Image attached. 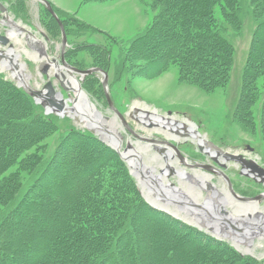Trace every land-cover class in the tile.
Masks as SVG:
<instances>
[{"label": "rangeland", "instance_id": "1", "mask_svg": "<svg viewBox=\"0 0 264 264\" xmlns=\"http://www.w3.org/2000/svg\"><path fill=\"white\" fill-rule=\"evenodd\" d=\"M0 1L6 2L10 22L35 36L15 32L20 43L11 39L10 45L16 51L13 59L19 68L25 66L17 74L27 76L30 87L42 90L52 81L71 108L75 91L62 87L56 77L59 71L53 72V66L48 74L43 73L47 65L56 60L64 72V58L67 65L80 71L101 68L108 74L106 89L102 73L84 77L75 74L80 90L107 118L106 123L92 121V129L66 111L60 115L43 108L14 76L13 64L2 66L0 62V82L4 83L0 85V170L9 152L14 156L0 172V190L30 187L26 197L10 200L12 207L26 203L21 209H25L26 217L17 224L14 234L0 235V250L13 264H46L37 262V258L47 254L50 242H54V255H59L54 264H99V258L111 252L117 254L114 257L119 264L121 259L123 264H264V243L254 252L243 254L228 240L150 205L142 196L139 179L99 130L101 124L108 128L109 122L118 117L110 109L107 90L128 126L115 137L124 149L146 135H155L150 137L149 145L166 139L164 134L154 132L151 123L144 128L146 132L138 127L132 117L138 109L151 116L156 113L188 121L212 148L242 155L264 169V72L256 73L259 77L253 83L255 88L245 95V116L239 112L253 23L243 34L229 32L236 35L231 41L235 62L229 80L225 82L220 73L190 79L180 67V56L166 59L170 48L159 50L161 34L151 40L152 30L163 32L166 28L163 0H48L66 31L65 49L57 21L40 1ZM3 15L0 33H13ZM1 50L8 52V48ZM45 54V62L36 61V56L42 60ZM32 119L41 128L35 127ZM117 121L123 124L120 118ZM171 135L164 143L176 147L184 160L224 172L234 195L258 202L264 213L262 178L247 175L236 161L224 162L222 158L219 163L191 137ZM96 159L99 169L95 167ZM184 167L189 172L190 167ZM13 178L16 186H7ZM75 218L77 225L70 227ZM28 243L34 245L31 254L36 255L35 260L16 254L19 249L26 250Z\"/></svg>", "mask_w": 264, "mask_h": 264}, {"label": "bare ground", "instance_id": "2", "mask_svg": "<svg viewBox=\"0 0 264 264\" xmlns=\"http://www.w3.org/2000/svg\"><path fill=\"white\" fill-rule=\"evenodd\" d=\"M15 32L14 30L13 33H10L11 38L16 43H20L19 35ZM7 48L10 53L16 52L12 48L10 49V46ZM42 56L45 57L44 55ZM47 59L45 57L40 60L36 56V61L39 63H43ZM3 65L5 66V64ZM24 67V64H21L20 70L24 69ZM62 69L63 67L60 68L59 65L52 67L53 72H58ZM64 75L66 76L65 81L63 80L64 84L70 90H74L76 94V98L71 99L73 107L70 108L66 103V113L73 115V117L77 116L81 122L92 129H94L92 126V121L94 120L97 124H100V122L106 123L105 119L97 112L95 106L90 103L80 90L78 79L75 76L71 77L67 71H64ZM14 76L21 79L17 72L14 73ZM25 77L28 78L23 76L24 79ZM25 80L28 84L27 79ZM58 98L62 99L63 97L59 96ZM132 117L139 123L138 127L143 129L144 132H146L144 124L149 125L151 123L152 129H155L154 132L157 131L164 134L166 139L162 140L163 144L166 142L165 140L172 138V133L180 136L184 134V136L187 135L186 137H191L202 149L207 151L206 154L209 157L217 159L219 163L222 158L224 162L231 160L230 155L239 156L222 153L212 148V145L209 146L210 144L207 143L206 139L200 136L195 126L188 123V121L184 122L170 117L164 118L156 113L153 116H147L146 113L144 114L138 109L133 112ZM114 118L109 122L108 128L105 127V131H100L102 132V138L108 144L118 147L121 144L115 137L120 135V129L125 126L123 124L122 126L117 121L118 117L115 116ZM155 126H157V129ZM152 136L155 135L143 136L139 142L132 143V149L127 154L123 151V147L120 148L132 173L139 179L143 198L154 207L166 210L168 213L180 217L190 224L205 228L222 240H228L243 254L252 253L257 247H261V243H264V213L260 212L262 208H260L259 203H250L241 197H237L236 194L234 195V192L230 191L229 180L227 181L224 172H220L208 165L196 164L193 166L187 160L179 158L176 151L170 146L157 144L161 147L158 151H163V153L158 152L160 155H156L153 152L155 150L151 148L154 146V142L149 145L151 142L150 137ZM240 156L242 157V155ZM178 158L181 160L180 162ZM139 160L144 162V167L138 165V162L140 163ZM184 165L190 167L189 172ZM247 172L248 170L245 171V173ZM217 175L219 176L217 177ZM254 176L258 177L257 175H252L253 178ZM170 178L171 180H169ZM172 179L178 185H173ZM215 179H217L218 185L214 183ZM174 202L183 203L184 207L175 205Z\"/></svg>", "mask_w": 264, "mask_h": 264}, {"label": "trees", "instance_id": "3", "mask_svg": "<svg viewBox=\"0 0 264 264\" xmlns=\"http://www.w3.org/2000/svg\"><path fill=\"white\" fill-rule=\"evenodd\" d=\"M163 6L165 8L164 17L162 16L163 23L167 29L164 28L166 30H162L163 32L152 30L150 34L152 36L151 40L156 34L157 36L161 34L163 39H160L158 43L159 50L162 47L164 49L170 48L169 50L166 49L169 51L165 56L166 59L169 56L172 59L180 56V67L184 69V73L190 76V79L206 75L211 77L214 73H220L224 77L225 82L227 79L229 80L235 62V49L231 42L235 34H230L229 32L234 30L237 34H243L246 26L253 23L252 46L248 55L246 69H244L243 102L241 100L239 102V108H241L239 112L244 114L242 116L244 117L247 112L244 107L247 104L245 95L246 93L250 94L251 90L255 88L253 83L259 77V74L256 73L259 71L264 72V0H163ZM222 18H224V21ZM211 66L214 69H211ZM3 84L0 82V85ZM17 96L20 97V95ZM32 121L33 125H36L35 127L41 128L37 124L38 121H35V119H32ZM112 155L116 156L115 154ZM13 159L14 156H11L9 152V156L5 163L2 164L0 172L7 168ZM31 162L32 160L28 164L30 165ZM97 163H100L99 159H96L95 164L96 169H99ZM15 179H11L7 186L13 187L14 184L16 186ZM29 188L23 187L19 191L14 188L11 190L9 188L5 189L2 192L0 190V206L4 208L2 210L0 207V235L4 234V232L6 234L11 232L14 234L17 231V224H21L26 217V214L24 215L25 209L21 211L26 203L19 202L12 207V201L10 202V200L21 198L22 196L26 197V190ZM10 205L11 207L8 209ZM29 216L27 217L28 220ZM75 224L77 225L76 218L70 222L69 226L75 227ZM50 243V246H48L50 249L48 248V252L46 251L47 254H41L37 258V262L50 264V262L53 263L59 257L57 254L54 255V242ZM32 245L28 243L25 246L26 250L22 251L19 249L16 254L35 260L36 255L31 254V251H35L34 245ZM116 255L111 252L104 257H100L99 264H116L117 262L119 264V261L115 260ZM118 256L120 259L122 258L120 254ZM123 263L121 259L120 264ZM0 264H13L1 250Z\"/></svg>", "mask_w": 264, "mask_h": 264}, {"label": "water", "instance_id": "4", "mask_svg": "<svg viewBox=\"0 0 264 264\" xmlns=\"http://www.w3.org/2000/svg\"><path fill=\"white\" fill-rule=\"evenodd\" d=\"M14 1H18V0H14ZM37 1H40L45 7L46 9L49 11V13L52 15V17L57 21L61 31H62V47L63 49H65L68 45V37H67V34H66V31L64 29V26L60 20V18L57 16L56 12L53 10L50 2L48 0H37ZM0 16L2 13L6 14V16H4V19L7 21V22H10V19H8V16H7V8L0 4ZM1 22V21H0ZM1 23H4V22H1ZM9 26L11 27L12 31H18V32H26L29 37L31 36L32 38H35V36L27 31L26 29H24L23 27H19L16 23H12L10 22ZM10 33V31H9ZM1 34L0 33V62L1 64H6V63H11L13 64L14 66V69L16 70V72H19V66L17 65V60L15 61L13 59V52L10 53V52H5L3 50H1V48H7L11 45V34ZM12 48V46H10V49ZM44 56H47L46 54ZM64 57V56H63ZM52 65H47L44 69H43V73L45 74H48V71L50 70V68L52 66H56V65H59L57 64V61L56 60H53L52 62ZM62 63L67 71V73L73 77L75 76V74L77 75H81V76H85V75H91V74H94V73H102L103 76H104V83H103V86L104 88L106 89L107 86H108V74L107 72L103 71L101 68H94V69H90V70H85V71H80L76 68H72L70 67L69 65L66 64L64 58H62ZM60 68H62L60 65H59ZM62 79L65 81L66 79V76L64 75V73L62 71H59ZM56 77L60 79L59 75L56 74ZM20 81H22L21 83H23V87L24 89H26V91L28 92L29 95H31L37 102L40 103V105L47 109L48 111H53L55 113H58V114H64L65 111H66V101L64 99H59L58 97H62L55 89L52 81H48L47 84L44 86V88L42 90H38V89H34L33 87H30L29 84L26 83V80L23 79L21 77V79L19 78ZM63 80L61 81V84H62V87L64 89H69L63 82ZM79 87L81 88L80 84H79ZM106 98L108 100V104L110 106V109L112 111H114V113L120 118V120L123 122V125L125 127H128L127 124H126V121L124 119V117L120 114V112L118 110H116L115 106H114V103L110 97V94L108 93V91L106 90ZM147 116H149L150 114L149 113H146ZM103 119H107L106 117L102 116ZM145 126H147L146 124H144ZM153 127V126H152ZM101 129L99 130H103L105 131L106 128L104 127V124L102 126H100ZM108 131V130H107ZM132 132V131H131ZM109 133V131H108ZM133 134V132H132ZM187 136V135H186ZM185 136V137H186ZM140 138V137H138ZM141 139V138H140ZM120 141V140H119ZM121 145H119L118 147H115L116 148V151L120 154V156L126 160L124 158V156L122 155L121 151H120V148L122 147V141L120 142ZM155 144V143H154ZM159 145H166V146H170L171 148H173L176 153L178 154L179 158H181L182 160H184L181 156V154L178 152V150L176 149V147H172V145H169V144H163V143H158ZM157 147V146H156ZM201 148V147H200ZM132 149V144L129 142L126 149H124L123 151L127 154L129 151H131ZM156 150H159V148H157ZM201 150L204 151V149L201 148ZM163 153V151H161ZM230 159L232 161H236L238 163H240L244 170L243 171H246L248 170L247 172V175L251 174V175H257L259 178H262L263 182H264V169L259 166L255 161H248L246 159H244L243 157L241 156H232L230 155ZM140 163L138 162V165L140 167H144V162L139 160ZM127 162V160H126ZM222 165V167H224L225 165L224 164H220ZM255 177V176H254ZM228 181V179H227ZM229 187H230V191H232L233 193V190H232V186L229 182ZM159 188L161 189V187L159 186ZM246 200L247 202H251L252 200H247V199H244ZM175 205H178V206H181V207H184V204L183 203H178V202H174Z\"/></svg>", "mask_w": 264, "mask_h": 264}, {"label": "flooded vegetation", "instance_id": "5", "mask_svg": "<svg viewBox=\"0 0 264 264\" xmlns=\"http://www.w3.org/2000/svg\"><path fill=\"white\" fill-rule=\"evenodd\" d=\"M6 2H2V1H0V4H2V5H4ZM7 12H8V9H7ZM0 13H1V11H0ZM4 14V13H3ZM3 16H5V14L3 15ZM1 18H2V16H1ZM18 32V31H17ZM64 73V72H63ZM59 75V77H60V80L62 81L63 79H62V77H61V75H60V73L58 74ZM54 85V84H53ZM55 87V86H54ZM56 89V88H55Z\"/></svg>", "mask_w": 264, "mask_h": 264}]
</instances>
